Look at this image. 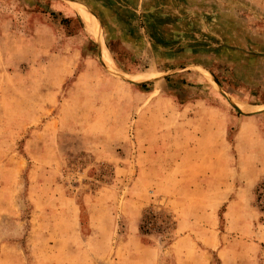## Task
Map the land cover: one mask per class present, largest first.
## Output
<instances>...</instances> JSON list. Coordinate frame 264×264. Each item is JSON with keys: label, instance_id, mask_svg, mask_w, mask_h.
<instances>
[{"label": "rangeland", "instance_id": "1", "mask_svg": "<svg viewBox=\"0 0 264 264\" xmlns=\"http://www.w3.org/2000/svg\"><path fill=\"white\" fill-rule=\"evenodd\" d=\"M0 264H264V0H0Z\"/></svg>", "mask_w": 264, "mask_h": 264}, {"label": "trees", "instance_id": "2", "mask_svg": "<svg viewBox=\"0 0 264 264\" xmlns=\"http://www.w3.org/2000/svg\"><path fill=\"white\" fill-rule=\"evenodd\" d=\"M143 86L144 85H140V87ZM167 221L168 218L163 215L143 218V220L140 221V225L138 227L139 234L141 236H148L152 234L163 233V231L166 229Z\"/></svg>", "mask_w": 264, "mask_h": 264}, {"label": "bare ground", "instance_id": "3", "mask_svg": "<svg viewBox=\"0 0 264 264\" xmlns=\"http://www.w3.org/2000/svg\"><path fill=\"white\" fill-rule=\"evenodd\" d=\"M88 12V11H87ZM89 13V12H88ZM84 23V27L86 28V30L92 35L94 36V38H97L98 41H101V37L99 35V32H98V29L96 28V26L89 20H84L83 21ZM104 54L106 56V66L109 67V68H112V63H111V60L108 56V53L106 51V49H104ZM114 68V67H113ZM241 108L244 110V111H248V107H246L245 105H241Z\"/></svg>", "mask_w": 264, "mask_h": 264}, {"label": "water", "instance_id": "4", "mask_svg": "<svg viewBox=\"0 0 264 264\" xmlns=\"http://www.w3.org/2000/svg\"><path fill=\"white\" fill-rule=\"evenodd\" d=\"M213 81V80H212ZM213 83H215L214 81H213ZM216 84V83H215Z\"/></svg>", "mask_w": 264, "mask_h": 264}, {"label": "crops", "instance_id": "5", "mask_svg": "<svg viewBox=\"0 0 264 264\" xmlns=\"http://www.w3.org/2000/svg\"><path fill=\"white\" fill-rule=\"evenodd\" d=\"M220 131V130H219ZM218 134V133H217Z\"/></svg>", "mask_w": 264, "mask_h": 264}]
</instances>
